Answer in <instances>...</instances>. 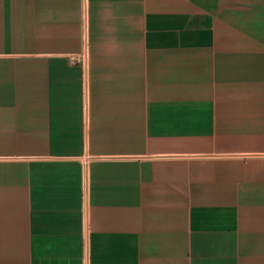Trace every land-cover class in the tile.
Here are the masks:
<instances>
[{"label":"crops","instance_id":"obj_1","mask_svg":"<svg viewBox=\"0 0 264 264\" xmlns=\"http://www.w3.org/2000/svg\"><path fill=\"white\" fill-rule=\"evenodd\" d=\"M0 264H264V0H0Z\"/></svg>","mask_w":264,"mask_h":264}]
</instances>
